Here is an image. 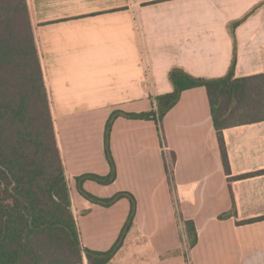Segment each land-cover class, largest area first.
Masks as SVG:
<instances>
[{"label":"crops","instance_id":"1","mask_svg":"<svg viewBox=\"0 0 264 264\" xmlns=\"http://www.w3.org/2000/svg\"><path fill=\"white\" fill-rule=\"evenodd\" d=\"M72 213L83 248L105 252L130 212L102 207L76 179L106 177L113 112L140 114L193 78L264 75V0H27ZM226 172L204 87L183 91L160 124L117 117L116 176L86 179L96 198L136 201L133 224L108 264H264V113L222 130ZM223 216V217H222ZM185 221L196 244L185 243Z\"/></svg>","mask_w":264,"mask_h":264},{"label":"trees","instance_id":"2","mask_svg":"<svg viewBox=\"0 0 264 264\" xmlns=\"http://www.w3.org/2000/svg\"><path fill=\"white\" fill-rule=\"evenodd\" d=\"M169 81L174 91L157 96L155 108L133 114L113 112L104 133V154L110 165L106 177L86 175L76 179L86 200L110 207L119 199L130 212L115 244L105 252L83 248L74 215L68 180L56 144L47 89L36 46L27 0H0V264H108L122 247L133 224L135 198L122 192L96 198L82 189L86 179L111 184L116 176L110 153V132L121 116L160 124L183 91L206 89L226 172L229 171L222 130L231 122L264 113V75L234 79L193 78L173 69ZM223 217V216H222ZM185 243L196 244L194 224L185 221Z\"/></svg>","mask_w":264,"mask_h":264},{"label":"water","instance_id":"3","mask_svg":"<svg viewBox=\"0 0 264 264\" xmlns=\"http://www.w3.org/2000/svg\"><path fill=\"white\" fill-rule=\"evenodd\" d=\"M22 259H23V252L20 253V256H19L18 261H17L16 264H21Z\"/></svg>","mask_w":264,"mask_h":264},{"label":"rangeland","instance_id":"4","mask_svg":"<svg viewBox=\"0 0 264 264\" xmlns=\"http://www.w3.org/2000/svg\"><path fill=\"white\" fill-rule=\"evenodd\" d=\"M84 264H86V261H84Z\"/></svg>","mask_w":264,"mask_h":264}]
</instances>
